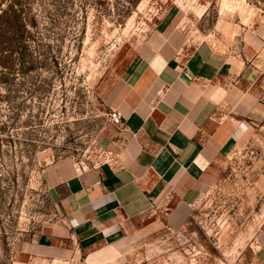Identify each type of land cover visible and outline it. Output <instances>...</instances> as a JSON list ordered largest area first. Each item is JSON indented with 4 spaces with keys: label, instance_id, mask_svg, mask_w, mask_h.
Listing matches in <instances>:
<instances>
[{
    "label": "rangeland",
    "instance_id": "374dc122",
    "mask_svg": "<svg viewBox=\"0 0 264 264\" xmlns=\"http://www.w3.org/2000/svg\"><path fill=\"white\" fill-rule=\"evenodd\" d=\"M207 1L211 24L218 0H0V264L62 221L44 174L50 162L93 166L113 155L121 124L108 94L136 73L156 23ZM246 119L249 130L191 195L186 221L136 219L120 264L264 260V110Z\"/></svg>",
    "mask_w": 264,
    "mask_h": 264
},
{
    "label": "crops",
    "instance_id": "0c3cea01",
    "mask_svg": "<svg viewBox=\"0 0 264 264\" xmlns=\"http://www.w3.org/2000/svg\"><path fill=\"white\" fill-rule=\"evenodd\" d=\"M210 4L180 5L157 22L136 73L108 94L121 117L109 160L86 166L67 157L46 166L62 221L19 242L11 264H120L136 219L186 221L199 182L249 130L246 117L264 110V9L218 0L207 24Z\"/></svg>",
    "mask_w": 264,
    "mask_h": 264
},
{
    "label": "built area",
    "instance_id": "2783aa9c",
    "mask_svg": "<svg viewBox=\"0 0 264 264\" xmlns=\"http://www.w3.org/2000/svg\"><path fill=\"white\" fill-rule=\"evenodd\" d=\"M112 117H113V119H114L116 122H120V120H121V117H120V115H119V113H118L117 111H113V112H112Z\"/></svg>",
    "mask_w": 264,
    "mask_h": 264
},
{
    "label": "trees",
    "instance_id": "16d2710c",
    "mask_svg": "<svg viewBox=\"0 0 264 264\" xmlns=\"http://www.w3.org/2000/svg\"><path fill=\"white\" fill-rule=\"evenodd\" d=\"M15 6L16 5H10V8L8 9V11H10L11 13H13V15L14 14H16L17 13V9H15ZM21 26H22V24H21Z\"/></svg>",
    "mask_w": 264,
    "mask_h": 264
}]
</instances>
